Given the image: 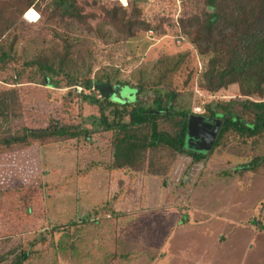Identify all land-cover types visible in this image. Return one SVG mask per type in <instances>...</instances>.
Segmentation results:
<instances>
[{
    "label": "rangeland",
    "instance_id": "374dc122",
    "mask_svg": "<svg viewBox=\"0 0 264 264\" xmlns=\"http://www.w3.org/2000/svg\"><path fill=\"white\" fill-rule=\"evenodd\" d=\"M21 3L24 0H0L1 21L12 13L16 17ZM49 3L41 0L39 9L26 10L4 39L10 43L16 37L19 68L34 55L60 48L57 37L62 36L80 40L88 48L81 47L80 75L93 66L91 78L104 71L128 83L113 85L110 100L114 102L134 101L136 91L131 87L140 80L149 86L160 81L156 88L162 92L177 88L195 114H201L203 105L211 101L239 96L236 85L215 94L199 87L207 57L197 55L176 22L183 11H197L201 0L184 4L180 0H140L143 18L161 28L127 40L111 29L107 37L98 39L75 21L49 22L45 13ZM77 3L84 13L95 11V16H100L99 5L119 4L118 0ZM29 10L38 13L36 23L24 19ZM96 22L91 21V27ZM14 70L10 62L0 71V138L53 125H79L90 136L88 143L71 140L0 147V190L24 186L25 192L41 197L31 216L0 204V255L17 254L29 246L31 254L24 264H184V259L192 262L201 254L196 264H264V170H241L251 155L240 145L216 150L206 162L194 163L180 156L165 182L144 170L110 172L105 169L109 138L100 131L96 106L79 94L98 97L95 86L90 91L75 89L60 79L49 86L29 68L22 76ZM204 122L198 116L189 118L185 151L206 154L210 149L218 123ZM208 213L218 219L209 218ZM222 216L237 223H217ZM188 219L194 225H179ZM69 221L74 224L53 237L51 230Z\"/></svg>",
    "mask_w": 264,
    "mask_h": 264
},
{
    "label": "trees",
    "instance_id": "16d2710c",
    "mask_svg": "<svg viewBox=\"0 0 264 264\" xmlns=\"http://www.w3.org/2000/svg\"><path fill=\"white\" fill-rule=\"evenodd\" d=\"M40 1L24 0L21 3L23 8L19 9L16 17L12 13L7 20L0 19V71L14 62L15 75L22 76L29 68L32 73L42 77L44 85H56L60 79L70 87L86 91L92 90L95 83L128 86L127 82L118 80L117 75L104 71L91 78L93 66H87L86 72L80 75L77 62L81 58V47L85 50L88 48L82 46L80 40H68L62 36L57 37L61 40L60 48L34 55L24 62V68H19V57L14 51L16 37L10 43L4 39L26 10L39 9ZM139 1L118 0L119 4L109 7L99 5L100 16H95V11L84 13L77 0H50V10H45L46 20L75 21L98 39L107 37L108 29H111L127 40L137 33L161 28L151 26L143 18ZM180 1L184 4L187 0ZM95 19L96 25L91 27L90 22ZM176 23L180 35L193 45L197 55L207 57L204 70L200 73L199 87L215 94L236 85L239 96L236 99L211 101L203 105L201 114H195L183 98L185 95H181L177 88L163 92L156 88L160 81L153 83L152 87L142 84L140 80L136 87H131L136 92L134 101L130 103H118L99 95L96 97L79 92L84 100L96 106L100 131L109 138L110 157L105 169L132 174L144 170L165 182L173 163L180 156L189 157L194 163L206 162L214 151L238 144L251 155V161L244 164L241 170L263 171L264 0H201L197 11H183ZM186 56L181 55V58ZM191 116L201 117L207 124L211 120L218 123L206 154L187 152L183 148ZM89 136L90 132L79 125H53L41 130L24 131L17 137L0 138V147L9 149L14 144L27 147L33 142L46 146L51 142L71 140L88 143ZM25 188L0 190V204H7L9 210L20 215L31 216L33 206L40 203L41 197L29 190L25 192ZM73 224L72 221L59 224L50 233L54 237L56 232L69 229ZM30 254L29 246L17 254L7 256V253H3L0 264H24Z\"/></svg>",
    "mask_w": 264,
    "mask_h": 264
},
{
    "label": "crops",
    "instance_id": "0c3cea01",
    "mask_svg": "<svg viewBox=\"0 0 264 264\" xmlns=\"http://www.w3.org/2000/svg\"><path fill=\"white\" fill-rule=\"evenodd\" d=\"M205 124H207V122H204ZM208 125V124H207ZM226 207V206H225ZM228 209H230V206H227L226 207V210L228 211ZM225 210V211H226ZM161 210L159 209V212H160ZM207 216L210 218H216V219H218V216L216 215H214V214H210V213H208L207 214ZM187 218V217H186ZM89 219V218H88ZM220 220H221V222H217V223H222L223 225H227V224H232V223H237L236 222V220H232V218L230 217V218H224V216H222V217H220L219 218ZM189 221H184L183 223H179V225H182L183 224V226H185V225H188V226H190V224H192V225H194V223L195 222H192V220H190V219H188ZM219 234V236H221V238H222V236H224L223 235V233H218ZM200 256H203L202 254L201 255H199L198 257H196V258H194L193 259V261L192 262H188V261H186L185 259H184V264H193V262H194V264H196L195 262H197V260L198 259H200ZM199 263H200V261H199Z\"/></svg>",
    "mask_w": 264,
    "mask_h": 264
},
{
    "label": "water",
    "instance_id": "95a60500",
    "mask_svg": "<svg viewBox=\"0 0 264 264\" xmlns=\"http://www.w3.org/2000/svg\"><path fill=\"white\" fill-rule=\"evenodd\" d=\"M96 90L99 91L98 95L105 99H110L113 96L114 88L111 85L105 83H95Z\"/></svg>",
    "mask_w": 264,
    "mask_h": 264
},
{
    "label": "built area",
    "instance_id": "2783aa9c",
    "mask_svg": "<svg viewBox=\"0 0 264 264\" xmlns=\"http://www.w3.org/2000/svg\"><path fill=\"white\" fill-rule=\"evenodd\" d=\"M29 11H31V10H29ZM28 11V12H29ZM33 11V10H32ZM28 12H26V14L28 13ZM34 12V14H35V16L36 17H34L33 19H32V21L33 22H31V20L29 19V18H26V14L24 15V19L27 21V22H29V23H36L38 20H39V15H38V13H36L35 11H33Z\"/></svg>",
    "mask_w": 264,
    "mask_h": 264
},
{
    "label": "bare ground",
    "instance_id": "6f19581e",
    "mask_svg": "<svg viewBox=\"0 0 264 264\" xmlns=\"http://www.w3.org/2000/svg\"><path fill=\"white\" fill-rule=\"evenodd\" d=\"M31 12H33V11L31 10V11H29V12L26 14V17L29 18L30 20H32V18H30V16H29V14H30ZM33 13H34V12H33Z\"/></svg>",
    "mask_w": 264,
    "mask_h": 264
},
{
    "label": "snow or ice",
    "instance_id": "6c2138e0",
    "mask_svg": "<svg viewBox=\"0 0 264 264\" xmlns=\"http://www.w3.org/2000/svg\"><path fill=\"white\" fill-rule=\"evenodd\" d=\"M29 16H30V18H34L35 14L34 13H30Z\"/></svg>",
    "mask_w": 264,
    "mask_h": 264
}]
</instances>
